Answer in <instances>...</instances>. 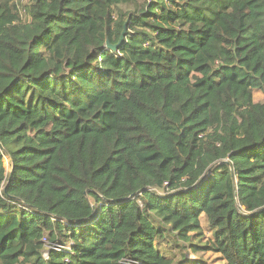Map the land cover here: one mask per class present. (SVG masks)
Returning a JSON list of instances; mask_svg holds the SVG:
<instances>
[{"label":"trees","instance_id":"obj_1","mask_svg":"<svg viewBox=\"0 0 264 264\" xmlns=\"http://www.w3.org/2000/svg\"><path fill=\"white\" fill-rule=\"evenodd\" d=\"M19 5L0 0V264H264V0Z\"/></svg>","mask_w":264,"mask_h":264},{"label":"rangeland","instance_id":"obj_2","mask_svg":"<svg viewBox=\"0 0 264 264\" xmlns=\"http://www.w3.org/2000/svg\"><path fill=\"white\" fill-rule=\"evenodd\" d=\"M17 1L20 4L19 6L21 7L22 18L29 20L30 15L24 7L28 5L29 0H17ZM254 97L256 100H264V94L261 91H256ZM4 163H5L6 168L9 169V166H10L9 158L7 155L4 157ZM201 224H202L204 234L200 236V243L205 244L206 242L213 240L215 237H214L213 231L209 227L207 218L204 214L201 216ZM68 247L70 248V245H68ZM167 247L168 245L166 243H163L162 250L164 252H167V255L169 257H173L176 260L177 259L179 260L181 258V254L183 253V251L178 246L173 247L171 250L166 249ZM187 257H191L192 259H195V260H199L202 258L203 261H205L207 264H224L222 256L219 253L214 252V251H205L204 253H201L200 255H196L195 253L189 250V254L187 255Z\"/></svg>","mask_w":264,"mask_h":264},{"label":"water","instance_id":"obj_3","mask_svg":"<svg viewBox=\"0 0 264 264\" xmlns=\"http://www.w3.org/2000/svg\"><path fill=\"white\" fill-rule=\"evenodd\" d=\"M128 21L129 20H126V22L123 25V30L121 32V35H120L118 42L115 44H112L110 42V40L107 39L106 40V48L114 50V51L118 50V48L122 45V43L124 42V39L126 37L127 31H128Z\"/></svg>","mask_w":264,"mask_h":264},{"label":"built area","instance_id":"obj_4","mask_svg":"<svg viewBox=\"0 0 264 264\" xmlns=\"http://www.w3.org/2000/svg\"><path fill=\"white\" fill-rule=\"evenodd\" d=\"M45 240V242H48L46 239H44ZM52 247H54V248H57V249H63L64 247L62 246V245H60V244H54V245H51V248ZM64 249H66V248H64ZM67 249H69V247H67ZM48 254H49V251H45L44 252V256L45 257H48Z\"/></svg>","mask_w":264,"mask_h":264}]
</instances>
